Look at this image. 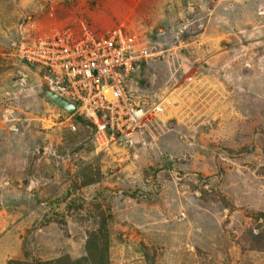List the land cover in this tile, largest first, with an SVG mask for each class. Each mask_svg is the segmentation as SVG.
Wrapping results in <instances>:
<instances>
[{"label": "rangeland", "instance_id": "rangeland-1", "mask_svg": "<svg viewBox=\"0 0 264 264\" xmlns=\"http://www.w3.org/2000/svg\"><path fill=\"white\" fill-rule=\"evenodd\" d=\"M27 20L135 29L162 54L133 98L170 105L103 147L77 116L75 132L42 125L57 114L26 66L38 90L9 101V119L0 104L31 151L0 171V264H264V0H0V46Z\"/></svg>", "mask_w": 264, "mask_h": 264}, {"label": "built area", "instance_id": "built-area-1", "mask_svg": "<svg viewBox=\"0 0 264 264\" xmlns=\"http://www.w3.org/2000/svg\"><path fill=\"white\" fill-rule=\"evenodd\" d=\"M36 23L27 20L22 26L15 55L38 69L53 92L76 105L72 116L59 110V123L72 132L76 127L71 119L77 116L88 120L95 137H104L103 147L108 140L114 145L123 138L132 140L133 133L142 130L143 120L163 114L170 105L165 96L149 101L133 98L142 93L131 78L162 54L153 52L135 29L121 25L99 36L92 27L81 25L77 31L64 25L45 34L40 29L45 24Z\"/></svg>", "mask_w": 264, "mask_h": 264}, {"label": "crops", "instance_id": "crops-1", "mask_svg": "<svg viewBox=\"0 0 264 264\" xmlns=\"http://www.w3.org/2000/svg\"><path fill=\"white\" fill-rule=\"evenodd\" d=\"M171 59H173V57H171L170 60ZM26 66L27 65H25L23 62H21L20 60L17 59V57L15 55V51L13 49H10L5 43H2V46H0V104L3 102H7L6 106L4 105L5 103L2 104V106H1V107H3V109H2L3 110V118L9 119V117H8L9 108H10L8 106L9 101L16 103V102L20 101V98H23V100H24L29 95V89L30 90L32 89L31 92H33V89L34 90L39 89V94H40L41 98L39 100V97L37 94H36V98L40 101L44 110L47 108L49 109V110L47 109L48 111H45V112L46 113H52L53 115L55 113L57 114V117H55L56 119L53 121L51 120V116H47V119H44V122L42 123V125L45 126V125L52 123V125L54 127H58V123H59L58 120H59V117L61 115V112L59 111V109H57L56 107L51 105L48 102V100L45 99V97L42 95V93L40 91L41 80L38 82L39 88L35 89L34 77L37 76L36 75L37 73L32 72L31 75H27V72H24L27 70V69L26 70L24 69ZM151 68H153V67H151ZM143 70H144V68H142L139 71V73L144 75L145 72H143ZM139 75L137 74L134 77H132V80H133L132 82L135 83L133 86L136 87V90L141 89V87L138 84V81H142V79L148 78L146 80L152 82V80L155 79L153 75L148 76V77H144L143 75L139 76ZM167 80L169 81V79H167ZM136 84L139 86L140 89L137 88ZM143 87H146V86L143 85ZM164 89H168V87H166ZM12 92H13V97H11ZM6 93H8V94L10 93V95H5ZM18 93H19V95H18ZM21 94H23V95L20 96ZM23 100H21L22 103H24ZM21 105L23 107V104H21ZM29 106H30L29 104H26V107H24V109L21 111L20 117L17 119H13V120H16V123L18 125L21 124L23 126V123H26L29 120L28 118L31 117V113H29L30 109H28ZM22 112H24V113L22 114ZM37 118H41V117H37ZM42 118H43V116H42ZM0 124H2V123H0ZM2 126L3 125H0V157L2 158L1 161L4 162V161H7L13 157L12 163L11 162H9L8 164L0 163V171H2L1 173H5V172H8L10 169H12L14 166H17L16 165L17 162L21 161L20 158H22V159L25 158L27 161V158H30L31 151H28V152L24 151L23 152V150H20V148L22 147V142L24 141V137L22 138L21 134H16L13 136V138H10L9 133L6 132L2 128ZM39 127H40V125H39ZM48 128H50V127H48ZM41 129H42V127H40V130ZM15 137H17V138H15ZM9 147H11V149ZM14 159H16V160L14 161Z\"/></svg>", "mask_w": 264, "mask_h": 264}, {"label": "water", "instance_id": "water-1", "mask_svg": "<svg viewBox=\"0 0 264 264\" xmlns=\"http://www.w3.org/2000/svg\"><path fill=\"white\" fill-rule=\"evenodd\" d=\"M40 91L51 105L64 112L66 115L72 116L75 114L77 109L76 105L73 102L67 100L65 97L53 92L50 89L47 79H43L40 82Z\"/></svg>", "mask_w": 264, "mask_h": 264}, {"label": "clouds", "instance_id": "clouds-1", "mask_svg": "<svg viewBox=\"0 0 264 264\" xmlns=\"http://www.w3.org/2000/svg\"><path fill=\"white\" fill-rule=\"evenodd\" d=\"M45 25H48V24H45ZM57 25H62V24H57ZM60 27H61V26H60ZM53 28H55V27H53ZM13 50H14V49H13ZM14 51H15V50H14ZM21 62H22V61H21ZM23 63H24L25 65H27V66H30V65L26 64L25 62H23ZM30 67H31V68H34V67H32V66H30ZM143 68H144V67H143ZM34 69L37 70L36 68H34ZM38 73H40V72H38ZM134 76H135V75H134ZM134 76H133V77H134ZM43 79H45V78H43ZM43 79H42V80H43ZM132 81H133V80H132V78H131V82H132ZM134 84H135V83L132 82V85H134ZM136 86H137V84H136ZM134 87H135V86H134Z\"/></svg>", "mask_w": 264, "mask_h": 264}, {"label": "trees", "instance_id": "trees-1", "mask_svg": "<svg viewBox=\"0 0 264 264\" xmlns=\"http://www.w3.org/2000/svg\"><path fill=\"white\" fill-rule=\"evenodd\" d=\"M32 70H34L33 68H32ZM39 75H41L42 76V74H39ZM79 118V117H78Z\"/></svg>", "mask_w": 264, "mask_h": 264}]
</instances>
